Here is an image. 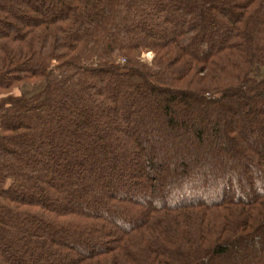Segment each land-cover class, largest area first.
<instances>
[{
	"label": "trees",
	"instance_id": "obj_1",
	"mask_svg": "<svg viewBox=\"0 0 264 264\" xmlns=\"http://www.w3.org/2000/svg\"><path fill=\"white\" fill-rule=\"evenodd\" d=\"M257 70L264 0H0V264H264Z\"/></svg>",
	"mask_w": 264,
	"mask_h": 264
},
{
	"label": "rangeland",
	"instance_id": "obj_2",
	"mask_svg": "<svg viewBox=\"0 0 264 264\" xmlns=\"http://www.w3.org/2000/svg\"><path fill=\"white\" fill-rule=\"evenodd\" d=\"M145 62L147 63H151L153 60V55L151 53L146 54L143 56L142 58ZM122 64L125 63V60L120 59L119 60ZM254 76L256 78H264V70H257L256 72H254ZM43 89V87H23L21 90H16L15 94L17 96L23 95L25 97H30L34 94H37L38 92H40Z\"/></svg>",
	"mask_w": 264,
	"mask_h": 264
}]
</instances>
